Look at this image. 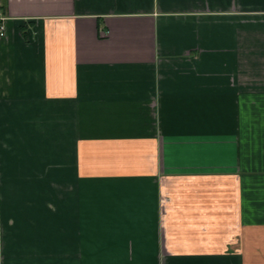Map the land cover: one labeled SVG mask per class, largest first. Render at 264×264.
Wrapping results in <instances>:
<instances>
[{"label":"crops","instance_id":"obj_1","mask_svg":"<svg viewBox=\"0 0 264 264\" xmlns=\"http://www.w3.org/2000/svg\"><path fill=\"white\" fill-rule=\"evenodd\" d=\"M0 25V264H264V0Z\"/></svg>","mask_w":264,"mask_h":264},{"label":"built area","instance_id":"obj_2","mask_svg":"<svg viewBox=\"0 0 264 264\" xmlns=\"http://www.w3.org/2000/svg\"><path fill=\"white\" fill-rule=\"evenodd\" d=\"M5 33V27L4 25H0V36H3Z\"/></svg>","mask_w":264,"mask_h":264}]
</instances>
